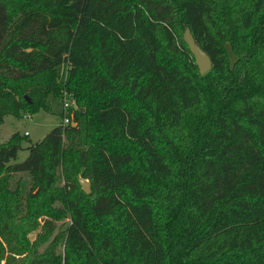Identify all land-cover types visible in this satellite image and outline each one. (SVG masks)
<instances>
[{
  "label": "trees",
  "instance_id": "obj_1",
  "mask_svg": "<svg viewBox=\"0 0 264 264\" xmlns=\"http://www.w3.org/2000/svg\"><path fill=\"white\" fill-rule=\"evenodd\" d=\"M39 110L0 264H264V0H0V125Z\"/></svg>",
  "mask_w": 264,
  "mask_h": 264
},
{
  "label": "rangeland",
  "instance_id": "obj_2",
  "mask_svg": "<svg viewBox=\"0 0 264 264\" xmlns=\"http://www.w3.org/2000/svg\"><path fill=\"white\" fill-rule=\"evenodd\" d=\"M227 52L230 63L232 64L236 55L228 45ZM63 93L66 95L65 90ZM60 120L61 117L59 115L48 113L44 110H39L33 114L22 113L21 116H14L12 114L5 115L4 120L0 125V142L5 141L15 131H18L21 134L27 133L28 136L22 141V148L19 149L18 156L16 158L17 161H21L28 154L26 146L30 142H35L42 138L45 133L57 125ZM35 234V231L30 233V237L33 238Z\"/></svg>",
  "mask_w": 264,
  "mask_h": 264
},
{
  "label": "water",
  "instance_id": "obj_3",
  "mask_svg": "<svg viewBox=\"0 0 264 264\" xmlns=\"http://www.w3.org/2000/svg\"><path fill=\"white\" fill-rule=\"evenodd\" d=\"M183 38L187 43L189 50L194 56L195 63L201 74L205 73L211 67V59L209 55L195 42L188 26L185 27ZM79 182L84 192H90V183L86 179L80 177Z\"/></svg>",
  "mask_w": 264,
  "mask_h": 264
},
{
  "label": "built area",
  "instance_id": "obj_4",
  "mask_svg": "<svg viewBox=\"0 0 264 264\" xmlns=\"http://www.w3.org/2000/svg\"><path fill=\"white\" fill-rule=\"evenodd\" d=\"M71 104H73V102H70L69 100L66 99L65 102H64V107H68ZM68 122H69V118L65 117L63 119V123H68Z\"/></svg>",
  "mask_w": 264,
  "mask_h": 264
}]
</instances>
